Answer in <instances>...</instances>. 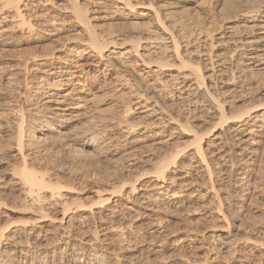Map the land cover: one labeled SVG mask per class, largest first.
Wrapping results in <instances>:
<instances>
[{"label": "bare ground", "instance_id": "obj_1", "mask_svg": "<svg viewBox=\"0 0 264 264\" xmlns=\"http://www.w3.org/2000/svg\"><path fill=\"white\" fill-rule=\"evenodd\" d=\"M160 1L165 0H61L62 3L58 0H0V45L6 42L2 38L4 35L11 32L29 33L35 25L45 27L48 30L46 35L56 42L48 50L28 56L17 63L12 74L4 75V69L0 68V81L8 84L11 83L14 74L23 83L32 78L39 82L53 79V82L47 81L48 83L43 87L45 93L39 98L40 103L33 107L34 112L43 113L39 130L31 131L26 138L24 137L21 103L14 111L13 118L11 117L14 124L12 125L15 143L9 149V153L19 157L21 164L18 168L12 169L9 174L18 186L19 197L27 203L24 204L33 207L34 219L29 221L30 223L12 225L5 230L0 223V264L118 263L121 257L113 247L119 248V244L124 242L123 240L134 230L129 227L130 225H126L127 222H124L125 214L122 208L141 209L142 212L135 213L153 217L156 222L153 225L154 228H159L163 215L175 213L184 206V197H187V192L196 181L194 178L187 180L188 171L181 175L182 178L168 175V163L175 159L172 154L159 160L155 165L154 173L150 176L132 178L127 183H121L117 190L105 188V185H102L104 187L102 189L95 188L94 191L92 190L93 198H95L94 205L87 210L88 215L85 213L86 215L79 216L80 211L86 210H80L79 206V209L73 207L68 202L67 195L71 194L72 190L61 187L59 183L51 182L48 176H44L34 168L36 164L39 166V162L33 155V151H35V144L42 140L43 131L50 128L51 124L53 131L58 136H63L67 129H70L74 122L83 116L89 98L81 93H73L74 88L65 92L60 91L64 85L70 84L74 87L76 84V86L81 85L80 79H76L78 71L74 69L76 62L72 65L69 61L76 48L61 35L65 28L79 29L84 33L87 38L82 43H78L79 46H83L82 50L85 53L93 52L100 56L103 61L120 71L124 81H130L132 86L134 85L131 86L133 98L128 102L129 104L123 106L120 119L113 125L123 129L124 136L127 137L126 143L124 142L127 149L124 150L154 147L168 139H165L168 135L167 127L171 125L179 127L180 110L179 113H175L173 111L175 109L166 112L164 111L165 103L189 104L188 106H192L194 111L197 107L207 106L210 118L217 120V124L221 121L223 124L212 127L215 132L211 133V136H197L196 133L193 135L194 143L189 153L193 160L190 163L201 175L206 172L207 163L214 164L217 170L213 169L212 173L218 174V178L215 177L216 181L221 182V174L225 168L222 169L219 166L222 167L228 161L227 159L234 158V155L238 156V162H234L237 164V171L233 177V187L239 193V199H250L249 191L254 183L251 181L253 175L251 172L260 162L261 143L264 142H262L264 140V102L236 105L235 100L230 102L228 94L241 92L238 99L243 100L245 91L248 89L247 80L264 71V0H216L213 13L205 11L206 16L202 20L200 15H196L195 21H192L193 17L188 16L190 11L187 14L186 9H184L186 12L176 14L173 4L188 0H168L166 4L158 3ZM153 3H156L158 8H154ZM31 6L43 7L38 20H31L32 14L29 10ZM109 9L114 13L113 15L121 17L124 24L129 23L131 30L138 28L136 29L138 31L134 35L131 33L119 35V32L114 34L106 31L108 34H100L102 37H99L92 21L106 19L109 11L104 15L103 13ZM62 38L65 39L64 42ZM118 45H121L123 49L116 51L115 48ZM164 57L174 60V63L178 61V69L166 67L167 62L161 61L162 58L165 60ZM30 70L34 71L32 77L28 76ZM241 74L245 76V80L240 77ZM143 90L151 92L152 102L147 100V96L145 97L144 92L142 93ZM33 95H42V93L36 89ZM160 95L163 98H159ZM238 105L241 107L236 111L235 108ZM133 114L138 120L135 123L130 121ZM93 129H87L84 135L82 131L85 138L81 140V144L99 151L106 146L108 138H103ZM223 140L232 141L237 145V150L234 155L232 154L233 157L227 155V152L231 154L228 148L222 149L223 144H220L224 143ZM234 163L231 164L234 165ZM46 166H48L47 163ZM172 187H176L177 190H173L167 198H164L163 194ZM220 189L221 187L218 188ZM211 196L208 195V199L211 200ZM157 200L163 202L160 203L165 211L159 210L155 203ZM194 200L201 202L203 215L212 213L218 220L228 224L227 215L219 207L215 205L211 207L212 203L207 204L201 197ZM67 210L71 211L66 212ZM51 211L57 212L55 217L52 216L55 213L50 215ZM57 214L60 216L58 217ZM234 214L235 217L242 219L245 217L244 214L242 216ZM89 219L96 220L93 222L98 224H93L92 232L88 231L89 238L84 240V245L88 249L85 252L81 248L72 247L71 230L81 228L83 222ZM242 223L240 224L243 225L245 222ZM256 228L244 225L240 228L237 225L233 232H225L221 237V234L212 233L210 240V235L198 237V233L203 229L189 226L182 239H196L198 242L195 247L198 246L200 249L208 248V244L211 247L212 242V248L215 247L216 252L208 255L207 249L202 251L203 264H222V260L229 261V264H264V227ZM58 230L61 231L59 236L55 239L51 238L53 245L46 247L49 244L47 242L49 237ZM207 240L211 242L208 243ZM250 248L259 250L258 254L250 255ZM179 262L188 264L189 260L185 258ZM196 262L201 260L198 259Z\"/></svg>", "mask_w": 264, "mask_h": 264}, {"label": "rangeland", "instance_id": "obj_2", "mask_svg": "<svg viewBox=\"0 0 264 264\" xmlns=\"http://www.w3.org/2000/svg\"><path fill=\"white\" fill-rule=\"evenodd\" d=\"M60 1L61 0H58L59 3H62ZM165 1H160L158 3H168V0ZM215 2L216 0H188L183 3L180 2L182 5H180L178 2L173 5L177 11L176 14L180 15V12H186V10L188 14L190 11L188 16L193 17L192 21H195L196 15H200L202 20V18L204 19L206 16L205 11L213 13L212 10L216 4ZM154 4L157 6L156 3H153L154 8H158V6L155 7ZM30 8L31 9L29 10H31L32 14L31 20H38L43 7L31 6ZM104 14L107 15L106 19L101 18L92 21L97 34H99V37H102L101 35H104V33L118 34V32L120 33L119 35H128L129 33L134 35L138 31L136 30L138 28L131 30L132 28L129 27L131 25H129V23L124 24V20L121 17L113 15L114 13H112L110 9L106 10V12L104 11L103 15ZM44 28L41 25H35L33 30L29 33L27 32L22 34L20 32H11L2 37L4 42L6 41L0 45V68L4 69V75L14 73L17 63L22 61L24 58L33 54L42 53V51H46V49L48 50L50 46L55 45L56 42L53 41L52 37L46 35V31L48 30ZM65 29L61 35L63 38L65 37V39H68V42L71 45H74L76 48L75 52H73V54L70 56L71 60L69 61L72 65H75L76 62V67H74V69L76 68V70H78L76 72V79H80L82 86H76L77 84L75 87L70 84L64 85L60 91L65 92L71 88H74L73 93H81V95H86V97L89 98L87 100V106L84 114L80 117L82 119L79 118L78 121L74 122L71 127L74 130L71 128L67 129L68 133L66 132V135L63 134V136L61 135L60 137L55 133V131H53V125L51 126L50 124V128H47L43 131V138L41 141L35 144V151H33V155H35L39 162V166L36 164L37 167L35 165L34 168L38 172L44 174V176H48L51 182H55L57 184L59 183L61 187L72 190L70 192L71 194L67 195V197L69 196L68 202L71 203V206L73 207L78 209L80 207V210H86L83 212L80 211L79 216L82 214L86 215L85 213L88 215L87 210H90L94 205L93 202H95V198H93L94 195L92 193L95 188L102 189V187L105 185V188H113L114 190H117L119 186L122 185L121 183H127L129 182L128 180L132 178L150 176L154 173L155 165L158 164L159 160H162L163 157L165 158L166 156H170L172 154V156H175V159L174 161L168 163V175L174 176L176 178H182L181 175L188 171L186 176L187 180H190V178L196 179L194 186L188 191L190 193L192 191V193L190 194L187 192V197H184V200L186 201H184V206L172 214L167 213L168 209L166 208L167 214L162 216L159 228H154L153 225L154 223L156 224V222L153 220V217H147L143 215L140 216L139 214H136L138 211L142 212L141 209L135 207L134 209L122 208V212L125 214V216L123 214L124 222H127L126 225H130L129 227H132L134 230L132 233H130L129 237L123 240L124 242L119 244V248L118 246L113 247L117 254L120 255L121 258H124H120V261L114 264H180L179 261H181V259L185 260V258L186 260L188 259L189 262L191 261V263L188 262V264H203L202 259L204 257L202 258V251H206L207 249L208 255H211L216 252V249H214L215 247L212 248L213 244L208 240V243L211 242L210 245L212 246L210 247L208 244V248L200 249L198 246L195 247L198 242L196 239H182L186 233L187 227L191 226L193 228H199L201 230L203 229L200 231L201 233H198V237L200 238L202 235H210V240L212 233L214 235L221 234V237L225 232H233L237 225H239L240 228L244 225L250 226V228L257 227L256 229H263L264 140H262L263 143H261L260 156H262H259L260 162L254 166L251 172L253 173L251 181L254 183H251L252 185L249 191L251 196L249 195V200L239 199V193L236 192V189L233 187V177L236 174L235 171H237V164L235 163L238 162L239 157L234 155L235 151L237 150V145L232 143V141L226 142L223 140L224 143L220 144H223L224 146H222V149L227 150L228 148L230 150L229 152L231 154L227 152V155H234V158H229L231 160L227 159V162H223L224 165H222V167L221 165L219 166L222 169L225 168L224 172L226 171L225 173L223 172V174L219 173L222 177L221 182L219 180L216 181L218 174L212 173L213 169L216 168L217 170V167L214 166V164L207 163L206 172H204L202 175L198 172L197 168L191 164L193 158H190L189 153L191 151L190 148L194 143L193 135L196 133L197 136H211L210 134L215 132L213 131L214 128L212 127H218L223 124L222 121L217 124V120L210 118L207 106H202L201 108L197 107L194 111L192 106H188L189 104L186 105L183 103L182 105V103L177 102L178 104L174 103L171 105L165 103L164 111L166 112L175 109L173 111L175 113H179L180 110L181 114H179L180 117H178L180 121L179 127L175 125L167 127L168 131L166 133H168V135L165 139H168L155 145L154 147L141 150H124L127 149L125 144L127 137L124 136L125 133L123 129L114 127L113 125L118 121V119H120L119 116H121L123 106L129 104L128 102L133 98L132 87L134 85L132 86L130 81H124V77L120 71L111 64L103 61L100 56L93 52L85 53L82 50L83 46H79L78 43H82V41L87 38L84 33H82L79 29ZM128 29H130L129 32H127ZM76 32H81V34L79 33L78 35ZM63 38L62 42L65 40ZM122 49L123 48H121V45H118L115 48L116 51ZM164 59L165 60L162 58L161 61L167 62V65H165L166 67H171L173 70L178 69V61L175 62L176 64L178 63L176 65L174 60L168 57H164ZM33 72V70L28 71V76L32 77ZM12 77L15 79L13 78L10 81L11 83L9 82L10 84L5 83L2 80V83H0V223L4 230L12 225L21 224L24 222L26 223L29 221L31 222L34 219V217H32L33 207L31 208V206L26 205L27 203L24 202L21 197H19L20 191L18 186L9 174L11 173L10 171H12V169L18 168L21 164L19 157L12 155L13 153H9V149H11L15 143V134H13L14 124L12 121L13 113L18 109V104L21 103L22 113L24 116L22 126L25 133V138L31 133V131L39 130L41 124L40 119H43V113L41 111L40 113L34 112L33 107L40 103L39 98L41 96L43 97L45 93L43 87L48 82H53V79H46L48 82H39V80L32 78L30 80L28 79L26 83H23L16 78L17 75L14 74ZM240 77H242L243 80L246 79L242 74ZM251 79L249 81L247 80V84L248 82L249 84L246 85V87L249 90L247 89L245 91L246 93L244 98H242L243 100L238 99L239 95H241V92H235L228 94L230 102L235 100L234 102L236 105L239 104L243 106L261 103L262 101L264 102V71L256 74V76L252 77ZM36 89L40 90L42 95H37L38 97L33 95ZM142 93L145 97L147 96V100L152 102L153 97L150 98V91L143 90ZM159 98H163L162 95H160ZM239 105L235 108L236 111L237 109H240L241 106ZM134 114L130 118V121L133 123L138 121L136 119V115L134 116ZM209 125L212 126L210 127ZM87 129L96 130L95 132H98L103 138H108L107 143L105 144L106 146H103V149L101 148L99 151H94L93 147L91 146H82L81 140L85 138L83 135ZM230 148H232V150ZM174 153L176 154L174 155ZM61 162H63V164ZM46 163L48 166H46ZM231 163H234V165ZM216 170L214 171L216 172ZM211 185H213V188H211ZM219 187H221L220 190H218ZM173 190H177L176 187H172L169 190L170 192L166 191V193L163 194V197L167 198L170 193L173 192ZM208 195H212L213 197L211 196V198L213 200L208 199ZM198 197H201L204 201H206L207 204L210 203L211 205L212 203L211 207L214 205L219 207L221 211L227 215L228 226L220 219L218 220V218H216L212 213V216L209 214H206V216L203 215V212L201 213L202 210L200 207L201 202L194 200ZM122 202L125 203L124 200H122ZM160 202V200L155 201L156 205L159 207V210L164 209L163 211H165V208H163V205L161 204L163 202ZM69 211L71 210H67L66 212ZM53 213L55 212L51 211L50 215ZM56 213L52 216L55 217ZM234 213L241 216L244 214L245 217H243V219H245L243 220L240 217H235ZM58 215L59 214H57V216ZM238 218L239 220L242 219L243 221H239ZM93 221L96 220L89 219L84 221L82 225L83 228L81 226L82 230L81 228H75L74 231L71 230V234L73 236V241L71 242L72 247L76 249L81 248V250L87 252L88 249L84 245V240L89 238L90 232L88 231L93 230L91 229L93 228V224H98ZM241 221L245 223L243 224ZM254 222H258L259 224L256 223L255 225ZM249 223H251L253 226ZM86 226H88L89 229ZM83 231L85 233H83ZM59 232L61 231L58 230L57 232H53L54 235L49 237L50 241L48 239L47 242L49 244L46 247L53 245V241L51 240L55 239L56 236L58 237ZM180 239H182V241ZM121 246H124L125 248H122ZM258 252L259 250H253V248H250L249 251L250 255L252 256H256ZM252 253H255L256 255H253ZM198 259L201 260V262H196ZM222 264H229V261L222 260Z\"/></svg>", "mask_w": 264, "mask_h": 264}]
</instances>
